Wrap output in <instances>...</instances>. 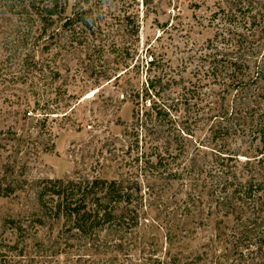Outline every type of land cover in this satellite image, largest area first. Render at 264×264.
Wrapping results in <instances>:
<instances>
[{
	"label": "trees",
	"instance_id": "1",
	"mask_svg": "<svg viewBox=\"0 0 264 264\" xmlns=\"http://www.w3.org/2000/svg\"><path fill=\"white\" fill-rule=\"evenodd\" d=\"M175 1L181 16L183 1ZM162 2L0 0V81L27 85L25 109L43 134L49 117H68L72 99L80 100L56 86L58 60L78 52L101 59L105 78H114L133 103L121 145L111 140L84 150V166L73 175L32 180L27 164L17 170V159L2 166L0 196L18 206L0 214V241L9 236L0 242L9 249L0 264H264V0H190L195 9L215 4L208 21L216 32L198 56L195 82L160 70L149 53L153 71L145 81L119 83L122 74L107 52L130 55L140 42L142 14ZM214 84L233 96V106L210 92ZM181 106L205 136L194 140L195 130L179 125ZM31 137H17L26 155L55 148L44 140L30 146ZM175 181L185 188L180 216L205 196L221 215L217 233L194 254H162L146 231L155 221L146 202L158 195L168 203ZM228 219L230 226L221 228ZM158 225L176 234L173 225Z\"/></svg>",
	"mask_w": 264,
	"mask_h": 264
},
{
	"label": "rangeland",
	"instance_id": "2",
	"mask_svg": "<svg viewBox=\"0 0 264 264\" xmlns=\"http://www.w3.org/2000/svg\"><path fill=\"white\" fill-rule=\"evenodd\" d=\"M182 1L181 16H175L178 11L175 0H163L157 11H151L148 15L142 14L140 42L135 43L130 55L117 56L107 52L111 67L116 68L118 74H122L119 83L141 85L153 71L149 70L147 63L151 59L149 53L157 56L160 70L167 69L172 74L177 71V78L183 77L181 83L196 81L198 56L208 51L207 40L216 32V27L211 26L208 21L215 4L211 2L195 9L190 7V0ZM102 63L101 59L81 52L69 56L68 60H58L62 77L56 81V86L66 87L69 94L79 96L80 100L77 102V98L72 99L74 111L68 117L62 114L49 117L48 131L45 134L41 132L35 115L29 116L26 112V97L30 95L27 85L9 80L0 81V169L17 159L14 163L17 170L20 165L27 164L26 173L32 180L63 178L73 175L76 169L84 166L81 163L84 150L92 148L98 151L105 142L111 140L120 141L118 146L121 145L122 134L131 122L133 103L127 95L123 98L118 83L113 81L114 78L109 81L105 78ZM219 88H222L220 84H214L210 92L221 94L220 100L233 106V96H224ZM186 110L181 106L176 111L179 125L195 130L194 140L205 136L207 132L196 127L192 114ZM170 132L171 137L174 136L175 130ZM20 135L26 138L32 136L30 146H38L44 140L54 143L55 148L41 153L43 147L40 146L37 151L26 155L17 139ZM188 144L192 152L194 143L188 141ZM167 190L168 203L158 195L146 202L144 209L149 210V218L155 219L154 223H149L150 229L146 231L149 230L151 237L159 242L162 254L167 251L194 254L217 233L221 215L215 212L210 199L205 196L203 203L193 207L191 214L180 216L182 210H178L179 199L185 197V188L179 181H175ZM17 206L18 203L11 197L0 196V214ZM174 211L177 216L171 219ZM158 224L173 225L176 234L168 235L166 228L161 229ZM225 224L221 228L230 226L229 219ZM8 237L4 234L0 242L8 243L5 240ZM7 251L9 249L0 245V255Z\"/></svg>",
	"mask_w": 264,
	"mask_h": 264
},
{
	"label": "bare ground",
	"instance_id": "3",
	"mask_svg": "<svg viewBox=\"0 0 264 264\" xmlns=\"http://www.w3.org/2000/svg\"><path fill=\"white\" fill-rule=\"evenodd\" d=\"M93 92V91H92Z\"/></svg>",
	"mask_w": 264,
	"mask_h": 264
}]
</instances>
